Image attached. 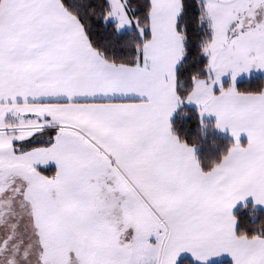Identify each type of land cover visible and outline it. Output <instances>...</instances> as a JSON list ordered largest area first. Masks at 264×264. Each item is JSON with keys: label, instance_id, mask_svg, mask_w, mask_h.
Here are the masks:
<instances>
[{"label": "snow or ice", "instance_id": "1", "mask_svg": "<svg viewBox=\"0 0 264 264\" xmlns=\"http://www.w3.org/2000/svg\"><path fill=\"white\" fill-rule=\"evenodd\" d=\"M0 264H264V0H0Z\"/></svg>", "mask_w": 264, "mask_h": 264}, {"label": "trees", "instance_id": "2", "mask_svg": "<svg viewBox=\"0 0 264 264\" xmlns=\"http://www.w3.org/2000/svg\"><path fill=\"white\" fill-rule=\"evenodd\" d=\"M210 138H215L219 141L221 146H226L227 142L231 140V137L226 134H221L218 132L210 133ZM207 147V146H206ZM209 151H215V149H208Z\"/></svg>", "mask_w": 264, "mask_h": 264}, {"label": "crops", "instance_id": "3", "mask_svg": "<svg viewBox=\"0 0 264 264\" xmlns=\"http://www.w3.org/2000/svg\"><path fill=\"white\" fill-rule=\"evenodd\" d=\"M223 134H226V135H228L227 133H223ZM229 136V135H228Z\"/></svg>", "mask_w": 264, "mask_h": 264}]
</instances>
